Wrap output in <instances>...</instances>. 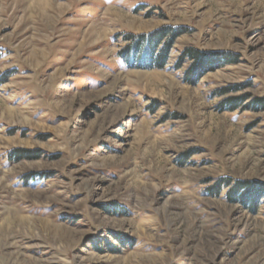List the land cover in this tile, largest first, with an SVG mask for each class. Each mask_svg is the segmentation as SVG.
<instances>
[{
	"label": "rangeland",
	"instance_id": "1",
	"mask_svg": "<svg viewBox=\"0 0 264 264\" xmlns=\"http://www.w3.org/2000/svg\"><path fill=\"white\" fill-rule=\"evenodd\" d=\"M0 264H264V0H0Z\"/></svg>",
	"mask_w": 264,
	"mask_h": 264
},
{
	"label": "trees",
	"instance_id": "2",
	"mask_svg": "<svg viewBox=\"0 0 264 264\" xmlns=\"http://www.w3.org/2000/svg\"><path fill=\"white\" fill-rule=\"evenodd\" d=\"M165 35H170V41L174 39L176 36H178L177 30H172L171 27H166L161 30L153 31L147 35L138 36L135 38V42L131 47L129 48V53L133 55L137 50L143 55L142 56V62L145 61L144 67H162L166 61H167V54H168V48L171 44L170 41H163V37ZM143 42V46L139 45ZM161 45V49L156 52L157 47ZM128 53V55H130ZM186 56H189L193 59V66L192 68H189L187 72V76H190L191 82H193L195 79L200 77V70L210 62H213L217 58L212 57L209 53H200L197 50H187ZM191 70V71H190ZM189 78V77H188ZM228 186L227 194L226 196L232 201H239L243 204H247L250 202L252 204V209L254 210V206L258 199L257 191L260 190V185L253 183V182H245V181H231L227 178L220 179L217 182V185L214 186L215 192H220L221 186Z\"/></svg>",
	"mask_w": 264,
	"mask_h": 264
},
{
	"label": "bare ground",
	"instance_id": "3",
	"mask_svg": "<svg viewBox=\"0 0 264 264\" xmlns=\"http://www.w3.org/2000/svg\"><path fill=\"white\" fill-rule=\"evenodd\" d=\"M36 3V5H38L39 7H40V9L42 8V5L44 4V3H42V2H38V1H36L35 2ZM42 4V5H41ZM37 9V8H36Z\"/></svg>",
	"mask_w": 264,
	"mask_h": 264
}]
</instances>
